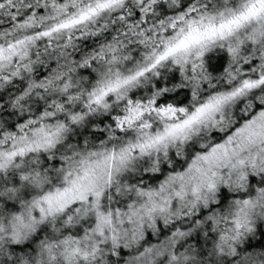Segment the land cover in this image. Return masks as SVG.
Returning a JSON list of instances; mask_svg holds the SVG:
<instances>
[{
  "label": "snow or ice",
  "instance_id": "obj_1",
  "mask_svg": "<svg viewBox=\"0 0 264 264\" xmlns=\"http://www.w3.org/2000/svg\"><path fill=\"white\" fill-rule=\"evenodd\" d=\"M0 264H264V0H0Z\"/></svg>",
  "mask_w": 264,
  "mask_h": 264
}]
</instances>
